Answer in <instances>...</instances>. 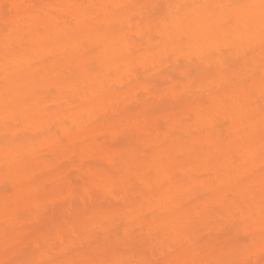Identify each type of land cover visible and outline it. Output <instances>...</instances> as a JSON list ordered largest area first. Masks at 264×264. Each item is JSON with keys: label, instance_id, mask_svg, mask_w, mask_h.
<instances>
[{"label": "bare ground", "instance_id": "bare-ground-1", "mask_svg": "<svg viewBox=\"0 0 264 264\" xmlns=\"http://www.w3.org/2000/svg\"><path fill=\"white\" fill-rule=\"evenodd\" d=\"M240 4L0 0V264H264V23Z\"/></svg>", "mask_w": 264, "mask_h": 264}, {"label": "snow or ice", "instance_id": "snow-or-ice-1", "mask_svg": "<svg viewBox=\"0 0 264 264\" xmlns=\"http://www.w3.org/2000/svg\"><path fill=\"white\" fill-rule=\"evenodd\" d=\"M178 11H177V16L179 15V9L181 8H196V9H200V8H215V7H226L224 5H214V6H207V5H198V4H194V5H183V6H176ZM227 7H235V8H244V9H249V10H258L259 11V16L261 18L262 23H264V0H259V4H240V5H230ZM152 15H162L161 10L159 9L158 5H152ZM168 19L169 17L167 15L163 16V20L164 23L167 24L168 23ZM262 155H264V153H262ZM110 176H114V173H109ZM111 191L113 193V195H118V192H116L115 187L111 188ZM71 229H72V234H76L77 230H78V226L74 223H71ZM119 226H116V230L114 232V236L118 239L120 237V233H119ZM63 242V241H61ZM107 243V241H106ZM261 251L262 253H264V241H262L261 244ZM8 264H13V262H8ZM16 264H54L53 261L48 260V259H29V260H24V261H19L16 262ZM83 264H150V262H146L143 260H138V261H130V262H119V261H103V260H89V261H84ZM156 264H159V262H156ZM175 264H181V262L177 261L175 262ZM210 264V262H209Z\"/></svg>", "mask_w": 264, "mask_h": 264}, {"label": "rangeland", "instance_id": "rangeland-1", "mask_svg": "<svg viewBox=\"0 0 264 264\" xmlns=\"http://www.w3.org/2000/svg\"><path fill=\"white\" fill-rule=\"evenodd\" d=\"M120 262H130L128 261L129 260V257L128 256H120Z\"/></svg>", "mask_w": 264, "mask_h": 264}]
</instances>
